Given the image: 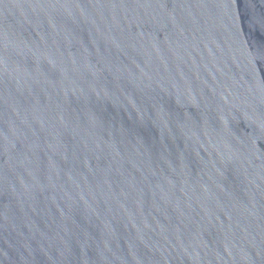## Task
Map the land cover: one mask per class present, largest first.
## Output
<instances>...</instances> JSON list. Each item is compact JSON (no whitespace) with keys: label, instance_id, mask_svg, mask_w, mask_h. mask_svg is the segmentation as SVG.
<instances>
[{"label":"water","instance_id":"obj_1","mask_svg":"<svg viewBox=\"0 0 264 264\" xmlns=\"http://www.w3.org/2000/svg\"><path fill=\"white\" fill-rule=\"evenodd\" d=\"M0 264H264V0H0Z\"/></svg>","mask_w":264,"mask_h":264}]
</instances>
